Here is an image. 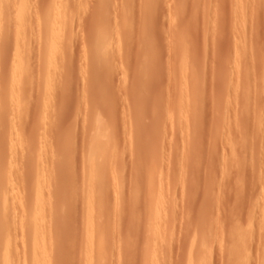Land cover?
<instances>
[{"label":"rangeland","instance_id":"rangeland-1","mask_svg":"<svg viewBox=\"0 0 264 264\" xmlns=\"http://www.w3.org/2000/svg\"><path fill=\"white\" fill-rule=\"evenodd\" d=\"M240 1L0 0V264H264V0Z\"/></svg>","mask_w":264,"mask_h":264},{"label":"bare ground","instance_id":"bare-ground-1","mask_svg":"<svg viewBox=\"0 0 264 264\" xmlns=\"http://www.w3.org/2000/svg\"><path fill=\"white\" fill-rule=\"evenodd\" d=\"M129 1H131V0H129ZM132 1H133V0H132ZM143 1H144V0H143ZM241 1H242V0H241ZM241 1H240V2H241ZM127 2H128V1H127ZM127 2H126V3H127ZM131 3H132V2H131ZM142 3H143V2H142ZM209 3H210V2H209ZM144 4H146V3H144ZM236 4H237V3H236ZM21 6H22V5H21ZM60 6H61V4H60ZM22 7H23V6H22ZM22 7H21V9H22ZM19 10H20V9H19ZM22 10H23V9H22ZM63 10H64V9H63ZM124 10H126V9H124ZM146 10H147V9H146ZM130 11H131V10H130ZM22 12H23V11H22ZM24 13H25V12H24ZM59 13H60V12H59ZM67 13H68V12H67ZM124 13H125V12H124ZM126 13H128V12H126ZM131 13H132V12H131ZM18 14H19V13H18ZM231 14H232V13H231ZM238 14H239V13H238ZM125 15H126V14H125ZM19 16H20V15H19ZM24 16H25V15H24ZM128 16H129V15H128ZM131 16H132V15L130 14V18H132ZM209 16H210V15H209ZM237 16H238V15H237ZM126 17H127V15H126ZM126 17H124V18L126 19ZM232 17H233V16H232ZM20 18H21V17H20ZM22 18H23V17H22ZM24 18H25V17H24ZM65 19H66V17H65ZM23 20H24V19H23ZM129 20H130V19H129ZM21 21H22V20H21ZM126 21H127V20H126ZM234 21H235V20H234ZM121 22H122V21H121ZM127 22H128V21H127ZM243 22H244V21H243ZM20 23H21V22H20ZM123 23H124V21H123ZM128 23H129V22H128ZM125 24H126V23H125ZM126 25L128 26V24H126ZM124 27H125V26H124ZM63 28H64V27H63ZM60 29H61V28H60ZM144 29H145V28H144ZM61 30H62V29H61ZM121 30H123V29H121ZM124 30H125V29H124ZM141 30H142V29H141ZM63 31H64V30H63ZM142 32H143V31H142ZM128 33H129V32H128ZM144 34H145V33H144ZM130 35H131V34H130ZM7 36H8V35H7ZM22 37H23V36H22ZM128 37H129V36H128ZM128 37H127V38H128ZM24 38H25V37H24ZM131 39H132V38H131ZM6 40H7V39H6ZM126 40H127V39H126ZM128 40H129V39H128ZM16 41H18V40H16ZM3 42H4V41H3ZM18 42H19V41H18ZM23 42H24V41H23ZM5 43H7V42L5 41ZM15 43H16V42H15ZM120 43H121V42H120ZM17 44H18V43H17ZM121 44H122V43H121ZM18 46L20 47V45H18ZM40 46H41V45H40ZM179 46H180V45H179ZM179 46H178V47H179ZM187 46H188V45H187ZM24 48H25V47H24ZM179 48H180V47H179ZM181 48H182V47H181ZM4 49H5V48H4ZM25 49H26V48H25ZM26 50H27V49H26ZM178 50H179V49H178ZM183 51H185V50H183ZM6 52H7V51H6ZM8 52H9V51H8ZM181 52H182V50H181ZM2 53H3V52H2ZM126 53H127V52H126ZM186 54H188V53H186ZM2 55H3V54H2ZM123 55H124V54H123ZM123 55H122V58H123ZM126 55H127V54H126ZM140 56H141V55H140ZM181 56H182V55H181ZM118 57H119V56H118ZM4 58L6 59V57H4ZM182 58H184V57L182 56ZM187 58H188V57H187ZM187 58H184V59L187 60ZM138 60H139V59H138ZM182 60H183V59H182ZM183 62H184V61H183ZM187 63H190V62H188V60H187ZM123 64H126V63L124 62ZM178 64H179V63H178ZM22 65H23V64H22ZM121 65H122V64H121ZM182 65H184V64L182 63ZM182 65H181L180 68H182V70H185V69H186V70H185L186 73H184V74H186V75H184L183 72L181 73V71H180L179 73H180V74H183V76H184V78H182V76H180V79L182 78L183 81H184V80H185V81H186V80L188 81V79L191 78V76H192V78L194 79V78H195V74H194L193 69H192V68H189L188 66H185V67L189 68V69H187V68H185V67L182 66ZM188 65H190V64H188ZM119 66H120V65H119ZM124 66H125V65H124ZM122 67H123V65H122ZM139 67H140V66H139ZM139 67H138V68H139ZM141 67H143V66H141ZM12 68H13V67H12ZM28 68H29V67H28ZM143 68H144V67H143ZM174 68H175V67H174ZM183 68H185V69H183ZM13 69H14V68H13ZM25 70H26V69H25ZM176 70H177V69H176ZM188 72H189V73H188ZM144 74H145V73H144ZM17 75H18V74H17ZM173 75H174V74H173ZM24 77H25V76H24ZM185 77H186V78H185ZM188 77H189V78H188ZM141 78H142V77H141ZM180 79H179V81L182 82V80H180ZM185 81H184V82H185ZM180 82H179V83H180ZM136 83H137V82H136ZM195 83H196V82H195ZM197 83H198V82H197ZM175 84H176V83H175ZM181 84H182V83H181ZM179 86H180V85H179ZM182 87H183V90H184V87H186V85H185V86L182 85ZM21 90H22V88H21ZM186 90H187V87L185 88L184 91H186ZM18 92H19V91H18ZM21 92H23V90H22ZM4 93H5V92H4ZM12 97H13V96H12ZM19 97H20V96H19ZM191 97H192V96H191ZM21 99H22V98H21ZM185 99H186V98H185ZM189 99H190V98H189ZM189 99L187 100V101H189V104L187 103V105H190V107H191V104H190L191 99H190V100H189ZM21 101H22V100H21ZM21 101H20V102H21ZM182 102H185V101L183 100ZM182 102H180V103H182ZM191 103H192V101H191ZM185 104H186V102H185ZM187 108H189V107H187ZM19 109H20V108H19ZM22 110H23V109H22ZM188 110H189V109H188ZM199 114H200V113H199ZM13 115H14V114H13ZM3 117H4V116H3ZM109 117H110V116H109ZM114 117H115V116H114ZM195 117H196V115H195ZM195 119H196V118H195ZM100 120H102V119H100ZM198 121H199V120H198ZM99 124H100V123H99ZM185 129H186V128H185ZM238 130H239V129H238ZM0 134H1V133H0ZM96 134H97V132H96ZM98 134H99V133H98ZM1 135H3V134H1ZM9 135H10V134H9ZM105 136H106V135H105ZM8 137H9V136H8ZM94 137H95V136H94ZM15 138H16V137H15ZM100 138H101V137H100ZM9 139H10V138H9ZM12 139H13V138H12ZM0 140H1V139H0ZM19 140H20V139H19ZM184 140H185V139H184ZM11 142H12V141H11ZM102 142H103V141H102ZM28 143H29V140H28ZM186 143H187V142H186ZM9 144H10V143H9ZM98 144H99V143H98ZM31 146H32V145H31ZM43 146H44V145H43ZM8 147H9V146H8ZM99 147H100V146H99ZM2 151H4V150H2ZM32 151H33V150H32ZM32 151H31V152H32ZM37 152H38V151H37ZM26 153H27V152H26ZM28 153H29V152H28ZM33 154H34V153H33ZM35 154H36V153H35ZM114 154H115V153H114ZM28 156H29V155H28ZM97 157H98V156H97ZM97 160H98V158H97ZM97 160H96V161H97ZM32 161H34V160H32ZM100 161H101V160H100ZM30 162H31V161H30ZM13 163H14V162H13ZM13 163H12V164H13ZM35 163H36V162H35ZM106 163H107V162H106ZM109 163H110V161H109ZM104 164H105V162H104ZM100 165H101V164H100ZM106 165L108 166V164H106ZM109 165H110V164H109ZM13 166H14V165H13ZM87 166H88V165H87ZM32 167H33V166H32ZM109 167H111V166H109ZM28 168H29V167H28ZM25 170H26V169H25ZM87 170H88V169H87ZM102 170H103V169H102ZM110 170H111V169H110ZM39 171H40V170H39ZM154 171H155V170H154ZM58 172H59V170H58ZM102 172H104V171H102ZM102 172H101V173H102ZM107 172H108V171H107ZM6 173H7V171H6ZM44 173H45V172H44ZM110 173H111V172H110ZM154 173H155V172H154ZM37 174H39V173H37ZM106 174H107V173H106ZM106 174H104V175L107 176ZM5 175H6V174H5ZM40 175H41V174H40ZM104 175H103V176H104ZM110 175H111V174H110ZM154 175H155V174H154ZM9 176H10V175H9ZM43 176H44V175H43ZM55 176H56V175H55ZM61 176H62V175H61ZM113 177H114V176H113ZM150 177H151V176H150ZM156 177H157V176H156ZM46 178H47V177H46ZM59 178H60V177H59ZM86 178H87V177H86ZM108 178H109V177H108ZM116 178H117V177H116ZM116 178H115V179H116ZM157 178L160 179V177H157ZM161 178H162V177H161ZM36 179H37V178H36ZM150 179H151V178H150ZM85 180H86V179H85ZM155 180H156V179H155ZM0 181H1V180H0ZM60 181H61V180H60ZM104 181H105V183H106V180H104ZM104 181H102V182H104ZM171 181H172V180H171ZM36 182H37V181H36ZM113 182H114V181H113ZM145 182H146V181H145ZM159 182H161V181H159ZM10 183H11V181H10ZM13 183H14V182H13ZM43 183H44V182H43ZM154 183H155V182H154ZM99 184H100V183H99ZM162 184H163V183H162ZM26 185H27V184H26ZM36 185H37V184H36ZM160 185H161V183H160ZM160 185H159V186H160ZM171 185H172V184H171ZM171 185H170V186H171ZM90 186H91V185H90ZM151 186H152V185H151ZM153 186H154V185H153ZM161 186H162V185H161ZM34 187H35V186H34ZM145 187H146V185H145ZM86 188H87V187H86ZM157 188H158V187H157ZM162 188H163V187H162ZM29 189H30V188H29ZM146 189H147V188H146ZM35 190H36V189H35ZM86 190L88 191L89 189H86ZM90 190H91V189H90ZM114 190H115V189H114ZM89 192H90V191H89ZM149 192H151V191H149ZM156 192H157V191H156ZM85 193H86V192H85ZM96 193H97V192H96ZM154 193H155V192H154ZM89 194H90V193H89ZM150 194H152V192H151ZM35 195H36V193H35ZM154 195H155V194H154ZM154 195H153V196H154ZM10 196H11V195H10ZM36 196H37V195H36ZM161 196H162V195H161ZM1 197H3V196H1ZM6 197H7V196H6ZM6 197H5V198H6ZM154 197H155V196H154ZM87 198H88V197H87ZM156 198L161 199V198H164V197H160V196L158 195V197L156 196ZM171 198H172V197H171ZM14 199H15V198H14ZM42 199H44V198H42ZM152 199H155V198H152ZM158 199H157V200H158ZM3 200H4V199H3ZM3 200H2V201H3ZM108 200H109V199H108ZM147 200H148V199H147ZM164 200H165V199L162 200V205H161V203H159L161 200H160V201L158 200V202L156 201V203H157L156 206H154V207L156 208V209L154 208V209H155V213H157L156 210L158 211V213H160V215H159L158 217H161V215H162L161 213H163V210H164V212H166L165 205H164V203H163V202H165ZM68 201H69V200H68ZM102 201H103V200H102ZM154 201H155V200H154ZM166 201H167V199H166ZM172 201H173V200H172ZM4 202H7V201H4ZM4 202H2V203H4ZM31 202H32V201H31ZM69 202H70V201H69ZM7 203H8V202H7ZM7 203H5V204H7ZM149 203H150V202H149ZM167 203H168V202H165L166 205H167ZM65 204H66V202H65ZM152 204H155V203H152ZM163 205H164V206H163ZM7 206H8V204H7ZM4 207H5V205H4ZM68 207H69V206H68ZM88 207H89V206H88ZM95 207H96V206H95ZM4 209H5V208H3V210H4ZM69 210H70V209H69ZM149 210H150V209H149ZM161 210H162V211H161ZM4 211H5V210H4ZM8 211H9V210H8ZM89 211H90V210H89ZM153 211H154V210H153ZM160 211H161V212H160ZM6 212H7V211H6ZM94 212H95V210H94ZM99 212H100V211H99ZM100 213H101V212H100ZM102 213H103V212H102ZM158 213H157V215H158ZM168 213H169V212H168ZM66 214H67V212H66ZM153 214H154V213H153ZM64 215H65V214H64ZM95 215H97V214H95ZM36 216L38 217V220H39V218H40L39 215L36 214ZM47 216H48V215H47ZM92 216H93V215H92ZM99 216H100V215H99ZM152 216H153V215H152ZM162 216H163V215H162ZM165 216H166V215H165ZM28 217H29V216H28ZM34 217H35V216H34ZM93 217H94V216H93ZM98 218H99V217H98ZM161 218H162V217H161ZM165 218H166V217H165ZM90 219H91V218H90ZM96 219H97V218H96ZM99 219H100V218H99ZM162 219H164V217H163ZM28 220H29V219H28ZM33 220H35V219H33ZM87 220H88V219H87ZM150 220H151V219H150ZM152 220H153V219H152ZM166 220H167V218H166ZM29 221H30V220H29ZM102 221H103V220H102ZM163 221H164V220H163ZM32 222H33V221H32ZM88 222H89V221H88ZM164 222H166V221H164ZM167 222H168V221H167ZM41 223H42V221H41ZM90 223H91V222H90ZM96 223H97V222H96ZM29 224H31V221H30ZM64 224H65V223H64ZM0 225H1V224H0ZM6 225H7V223H6ZM31 225H32V224H31ZM33 225H34V224H33ZM87 225H88V224H87ZM95 225H96V224H95ZM147 225H148V224H147ZM149 225H150V224H149ZM163 225H164V223H163ZM168 225H169V224H168ZM26 226H27V225H26ZM35 226H36V225H35ZM47 226H48V225H47ZM47 226H46V227H47ZM159 226H160V225L156 226V230L158 229L157 231H159V230L161 231V229L159 228ZM161 226H162V224H161ZM161 226H160V227H161ZM164 226H165V225H164ZM164 226H162V227H164ZM166 226H167V225H166ZM1 227H2V225H1ZM43 227H44V224H43ZM88 227H89V226H88ZM99 227H100V226H99ZM147 227H148V226H147ZM162 227H161V228H162ZM30 228H31V227H30ZM48 228H49V227H48ZM90 228H91V227H90ZM95 228H96V227H95ZM151 228H152V227H151V225H150V229H151ZM14 229H15V228H14ZM35 229H36V228H35ZM103 229H104V228H103ZM154 229H155V228H154ZM154 229H153V230H154ZM162 229L164 230L165 228H162ZM1 230H3V229H1ZM10 230H11V229H10ZM29 230H32V229H29ZM86 230H87V229H86ZM156 230L154 231V233H155V232L157 233V234H155V236L157 237L159 233H158ZM12 231H13V230H12ZM26 231H27V230H26ZM36 231H37V230H36ZM48 231H49V230H48ZM87 231H88V230H87ZM151 231H152V230H151ZM160 231H159V232H160ZM6 232H7V231H6ZM13 232H14V231H13ZM93 232H94V231H93ZM97 232H98V231H97ZM146 232H148V231H146ZM9 233H10V232H9ZM35 233H36V232H35ZM38 233H39V232H38ZM151 233H152V232H151ZM160 233L163 234L162 231H161ZM0 234H2V232H0ZM4 234H5V233H4ZM45 234H46V233H45ZM12 235H13V234H12ZM33 235H34V234H33ZM37 235H38V234H37ZM39 236H40V235H38V237H39ZM45 236H46V235H45ZM90 236H92V235H90ZM155 236H154V237H155ZM168 236H169V235H168ZM30 237H31V236H30ZM30 237H29V238H30ZM38 237H37V238H38ZM92 237L95 238V235L92 236ZM149 237H150V236H149ZM156 237H155V238H156ZM160 237H161V236H160ZM12 238H13V237H12ZM45 238H46V237H45ZM155 238H154V240L156 241ZM85 239H86V238H85ZM125 239H126V238H125ZM39 240H40V237H39ZM46 240H48V239H46ZM46 240H45V241H46ZM91 240H92V239H91ZM101 240H103V239H101ZM150 240H151V239H150ZM33 241H34V239H33ZM45 241H44V243H45ZM49 241H52V240H49ZM85 241H87V240H85ZM93 241H94V240H93ZM151 241H152V240H151ZM155 241H154V242H155ZM3 242H4V241H3ZM36 242H37V240H36ZM39 242L41 243V241H39ZM154 242H153V244H154ZM84 243H85V242H84ZM93 243H94V242H93ZM144 243H145V242H144ZM34 244H35V243H34ZM38 244H39V243H38ZM46 244H48V243H46ZM0 245H1V243H0ZM43 245H44V244H43ZM2 246H3V245H2ZM32 246H33V245H32ZM35 246H36V245H35ZM44 246H45V245H44ZM86 246H88V244H87ZM90 246H91V245H90ZM142 246H143V245H142ZM30 247H31V246H30ZM33 247H34V246H33ZM34 248H36V247H34ZM42 248H43V252H44V253L47 252V249H46L45 247H42ZM93 248H95V247L93 246ZM93 248H92V249H93ZM8 249H9V248H8ZM88 249H89V248H88ZM29 250H30V249H29ZM90 250H91V248H90ZM35 251H36V250H35ZM88 251H89V250H88ZM95 251H96V250L94 249V252H95ZM98 251H99V250H98ZM94 252H93V253H94ZM68 253H69V252H68ZM95 253H96V252H95ZM142 253H143V252H142ZM151 253H152V251H151ZM34 254H36V252H35ZM99 254H100V253H99ZM9 255H10V254H9ZM163 255H164V254H163ZM31 256H32V255H31ZM18 257H19V256H18ZM89 257H90V255H89ZM29 258H30V257H29ZM45 258H46V260H47V257H45ZM95 258L97 259V257H94L93 259H95ZM103 259H105V258L103 257ZM107 259H108V258H107ZM98 260H99V259H98ZM92 261H93V260H92ZM105 261H106V260H105ZM168 261H169V260H168ZM29 262H31V261H29ZM1 263H2V262H1ZM10 263H11V262H10ZM94 263H95V262H94ZM38 264H40V262H38ZM102 264H103V262H102Z\"/></svg>","mask_w":264,"mask_h":264}]
</instances>
